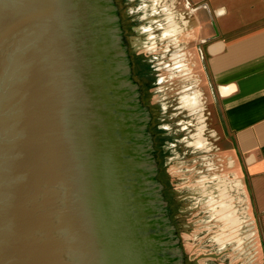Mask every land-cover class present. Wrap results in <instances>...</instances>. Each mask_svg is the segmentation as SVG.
I'll return each instance as SVG.
<instances>
[{"label": "water", "instance_id": "1", "mask_svg": "<svg viewBox=\"0 0 264 264\" xmlns=\"http://www.w3.org/2000/svg\"><path fill=\"white\" fill-rule=\"evenodd\" d=\"M136 20L126 0H0V264H188Z\"/></svg>", "mask_w": 264, "mask_h": 264}, {"label": "crops", "instance_id": "2", "mask_svg": "<svg viewBox=\"0 0 264 264\" xmlns=\"http://www.w3.org/2000/svg\"><path fill=\"white\" fill-rule=\"evenodd\" d=\"M138 1L130 13L141 8L140 20L163 15L161 35L177 41L174 67L195 71L204 101L197 89L183 94L182 104L206 107L208 168L222 171L198 180L205 182L211 220L222 224L184 247L187 263L264 264V0Z\"/></svg>", "mask_w": 264, "mask_h": 264}, {"label": "rangeland", "instance_id": "3", "mask_svg": "<svg viewBox=\"0 0 264 264\" xmlns=\"http://www.w3.org/2000/svg\"><path fill=\"white\" fill-rule=\"evenodd\" d=\"M126 2L130 12L134 9L133 4L135 7L141 3L138 0H126ZM137 10L142 9L137 8L131 14L137 17L136 24H140L136 50L142 65L151 69L149 74L143 77L148 75L151 78L154 77V82L146 85L149 104H154L153 116L156 120L162 166L169 169L174 202L183 203L179 208V227L182 245L188 249V244L196 234L198 238L204 240L212 233V230L216 231L222 224L216 220L217 217L211 220V205L208 204L206 193H204L205 182L201 184L198 181L208 174L222 173V171L219 168L217 170L208 168L210 167L208 161L213 156V150L210 148L212 137L209 135L207 120L204 118L206 107L202 105L201 109H192L182 104L183 94L197 89L200 90V94L202 92L200 84H197L195 71L190 67L188 69L174 67L175 42L177 41L172 36L161 35L162 29L158 22L163 15L155 13L140 20L138 18L140 12ZM149 21H151L150 28L153 29V34H150L152 37L144 30L145 25L149 27ZM201 96V101H204L203 93ZM204 137L208 141L207 144ZM194 139L195 144L201 147L193 143ZM206 188L207 191L211 189L212 183H209ZM212 224L215 226L211 230Z\"/></svg>", "mask_w": 264, "mask_h": 264}, {"label": "trees", "instance_id": "4", "mask_svg": "<svg viewBox=\"0 0 264 264\" xmlns=\"http://www.w3.org/2000/svg\"><path fill=\"white\" fill-rule=\"evenodd\" d=\"M130 23V25H132L131 24V22H129ZM131 31V33L133 32L132 30H131V28H130V30H129V32ZM136 65V66H135ZM134 67H137V61L135 60V57H134ZM145 70V71H144ZM141 73H138V72H134V74H135V76L137 77V79L139 80V82L141 83V85L142 86H144V85H147V84H151V83H153L154 82V77L153 78H151L149 75L148 76H146V77H143V76H145V75H147V74H149V72L151 71V69L149 68V70H146V69H144ZM140 74H141V76H140ZM145 82H144V81ZM144 89V88H143ZM145 90V89H144ZM148 91L147 90H145V101L144 102H146V100H147V102H148V100H149V97H148V93H147ZM147 95V96H146ZM144 100V99H143ZM149 104V103H148ZM152 124L154 125V123L152 122ZM152 125V126H153ZM155 139H156V142H157V140H158V137H155ZM169 173L167 172V170H166V168L164 167V166H162L161 165V167H159V174H158V178L160 179V181L165 185V188L166 189H172L173 188V186L171 185V184H169V182H168V178H169ZM167 199L169 200V205L171 206V208H174V198L173 199H171L169 196H167Z\"/></svg>", "mask_w": 264, "mask_h": 264}, {"label": "flooded vegetation", "instance_id": "5", "mask_svg": "<svg viewBox=\"0 0 264 264\" xmlns=\"http://www.w3.org/2000/svg\"><path fill=\"white\" fill-rule=\"evenodd\" d=\"M123 28L125 29V27H123ZM125 30H126V29H125ZM130 62H131L130 65L134 63V62L132 63V61H130ZM133 67H134V65H133ZM131 68H132V67H131ZM131 72H132L131 74H133V76H134V78H135V80H136V76H135L134 72H133V71H131ZM131 78H132V77H131ZM143 81H144V80H143ZM137 84H138V83H137ZM139 84L141 85L140 82H139ZM139 84H138V85H139ZM141 86H142V85H141ZM141 89H142V88H141ZM140 94L142 95L143 92L140 93ZM142 98H143V97H142ZM178 243H179V242H178ZM183 259H184V254H183V257H182V263H183Z\"/></svg>", "mask_w": 264, "mask_h": 264}]
</instances>
